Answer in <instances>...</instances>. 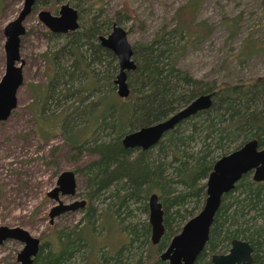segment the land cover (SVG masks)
Here are the masks:
<instances>
[{"label":"trees","instance_id":"trees-1","mask_svg":"<svg viewBox=\"0 0 264 264\" xmlns=\"http://www.w3.org/2000/svg\"><path fill=\"white\" fill-rule=\"evenodd\" d=\"M59 1L36 0L32 10L52 9ZM68 1L78 11L79 26L67 33L45 28L43 35L51 43L43 53L47 80L28 87L38 133L46 138L50 133L46 122L56 123L72 157H91L77 169L83 175L87 204L82 222L72 230L54 231L48 242L51 250L37 253L33 264H66L81 253L82 264H128L124 250L133 244H148L147 264H167L159 255L201 209L214 162L254 138L264 146V79L248 82V91L243 92L240 84H207L178 69L186 46L204 40L213 30L197 19L202 0H185L174 11L172 24H163L149 41L132 45L136 67L127 73L130 91L121 98L114 84L117 59L100 44L99 36L108 34L113 24L126 25L131 15L124 8L123 15L120 9L108 15L102 4L97 7L88 0ZM237 20L226 21L229 38L236 33ZM252 47L247 37L237 56H248ZM211 91L208 109L181 120L149 149L123 147L125 134L157 123ZM151 193L158 195L163 208L164 232L155 245L149 240V223L121 228L130 202H143L146 209ZM96 201L104 204L101 209ZM234 204L239 209H230ZM258 205L264 213V181L256 183L244 175L223 195L195 264H209L206 252L228 248L238 237V218ZM249 228L253 264H264V226L255 223Z\"/></svg>","mask_w":264,"mask_h":264},{"label":"rangeland","instance_id":"rangeland-1","mask_svg":"<svg viewBox=\"0 0 264 264\" xmlns=\"http://www.w3.org/2000/svg\"><path fill=\"white\" fill-rule=\"evenodd\" d=\"M88 1L97 7L102 4L108 15L119 9L123 15L124 8L131 16L123 27L127 31L128 41L131 45H136L149 41L163 24H172L174 11L185 0ZM66 2L69 1L61 0L52 9L39 6L32 10L23 22L25 33L20 38L19 56L20 62H23L24 80L17 91L16 107L5 121L0 122V226H18L27 230L40 240L37 253L42 254L51 250L48 242L51 241L50 237L54 231L72 230L82 222L84 214L83 209L64 212L54 217L53 223L50 224L48 212L56 201L49 198L47 192L55 186L62 171L72 170L76 177L75 197L59 196V199L64 203L73 199H84L83 175L77 173V169L91 158L84 154L72 157L62 141L56 123L51 122L49 125V122H46L50 133L43 138L38 133L33 109L30 108L33 95L28 86L46 83V62L43 53L49 50L51 45L43 35L46 27L39 21L37 12L46 9L56 14L59 7ZM22 3L23 0H0V79L5 69L3 29L17 16ZM233 18L238 19V27L235 35L229 38L226 21ZM197 19L205 20L213 30L204 40L193 41L186 46L177 61L178 69L207 84H240L243 92L248 91V82L264 79V0H202ZM247 37L253 41V52L248 56H237ZM248 51L249 48L246 52ZM245 175L252 177V173ZM238 192L240 191L231 194V198ZM95 203L97 209L104 205L99 201ZM234 206L235 204L230 206V209H239ZM258 206L257 210L248 211L245 216L238 218L235 225L237 238L247 240L251 235L250 228H247H254L255 223L264 226V213L261 206ZM122 216H126L121 224L123 230L149 223L148 207L145 209L143 202H130L128 213H123ZM243 220L248 222L244 223ZM22 247V243L13 239L1 243L0 264H20L17 254ZM147 248L148 244L126 247L124 256L128 264H147ZM103 251L108 252L106 247ZM82 258V253L78 254L66 264H82Z\"/></svg>","mask_w":264,"mask_h":264},{"label":"water","instance_id":"water-1","mask_svg":"<svg viewBox=\"0 0 264 264\" xmlns=\"http://www.w3.org/2000/svg\"><path fill=\"white\" fill-rule=\"evenodd\" d=\"M35 2L36 0H23L22 8L17 16L3 29L5 69L0 79V122L5 121L17 105V91L24 80L23 62H20L19 56L20 38L25 33L23 22L32 12ZM37 17L53 33H67L79 26L78 11L69 2L62 4L56 14L41 9L37 12ZM99 42L117 59L118 72L115 75L114 84L117 95L125 98L130 91L127 73L136 67L127 31L123 26L113 24L108 34L99 36ZM212 96V92L198 95L167 118L125 134L121 139L123 147L149 149L181 120L208 109ZM247 173H252L254 181H264V146L259 147L255 138L220 156L214 162L205 181L206 195L201 209L186 220L180 231L170 239L167 247L159 255L160 260L167 264H194L209 239L210 228L223 195L231 191ZM75 193V173L72 170L62 171L57 177L55 186L47 192V196L56 201L48 212L50 224L53 223L54 217L86 206L85 199H73L69 203L59 199V196L75 197ZM147 207L150 242L155 245L164 232L163 208L156 193L149 195ZM10 239L23 244L17 254V261L20 264H32L33 257L38 252L40 240L21 227L0 226V244ZM251 253L252 248L246 240L233 238L228 252L213 255L212 264H251Z\"/></svg>","mask_w":264,"mask_h":264},{"label":"flooded vegetation","instance_id":"flooded-vegetation-1","mask_svg":"<svg viewBox=\"0 0 264 264\" xmlns=\"http://www.w3.org/2000/svg\"><path fill=\"white\" fill-rule=\"evenodd\" d=\"M249 179H252V177H248V180ZM241 180V179H240ZM253 180V179H252ZM254 181V180H253ZM254 182H256V183H261V182H263V181H254ZM221 204V203H220ZM220 207V206H219ZM247 241V240H246ZM248 242V241H247ZM249 243V242H248ZM249 245L251 246V244L249 243ZM206 246V245H205ZM205 246H204V248H205ZM204 248H203V250H204ZM229 248H230V245H229V247L228 248H225L224 250H218V251H212V252H206L205 253V256H206V259L208 260V262H209V264H212V257H213V255H219V254H226L227 252H228V250H229ZM251 248H252V253H251V258H252V261H251V264H253L254 263V250H253V247L251 246ZM202 250V251H203ZM202 251L200 252V254L202 253ZM199 254V255H200ZM198 255V256H199ZM36 256V255H35ZM263 259H264V253H263ZM194 264H195V262H194Z\"/></svg>","mask_w":264,"mask_h":264}]
</instances>
